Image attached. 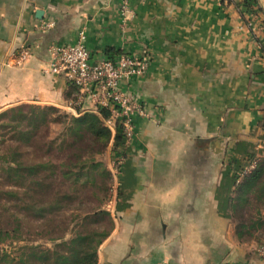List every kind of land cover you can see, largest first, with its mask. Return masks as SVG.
<instances>
[{
    "label": "crops",
    "instance_id": "1",
    "mask_svg": "<svg viewBox=\"0 0 264 264\" xmlns=\"http://www.w3.org/2000/svg\"><path fill=\"white\" fill-rule=\"evenodd\" d=\"M258 1L263 12L252 0H131L124 17L120 0H0V113L96 112L89 98L79 113L77 87L49 71L51 45H74L81 33L95 61L149 57L143 74L121 83L147 117L135 118L112 175L103 210L113 227L98 264H264V205L234 206L241 169L264 158ZM22 47L31 50L25 60ZM106 152L111 172L119 156L112 144Z\"/></svg>",
    "mask_w": 264,
    "mask_h": 264
},
{
    "label": "trees",
    "instance_id": "2",
    "mask_svg": "<svg viewBox=\"0 0 264 264\" xmlns=\"http://www.w3.org/2000/svg\"><path fill=\"white\" fill-rule=\"evenodd\" d=\"M252 1L258 6L259 11L263 12L259 1ZM245 5L248 8L251 7L249 2H245ZM112 53L109 52L107 59L115 58ZM75 108L81 113L80 106ZM55 114L61 116L53 117ZM111 117V109L102 106H98L96 112H84L80 116H69L55 107L37 105H19L0 113V120H6L0 124V129H10L12 133L10 138L17 143L14 147H8L6 155H0L4 178L17 190L5 193L9 195L11 193V196L17 197L19 201L31 200L33 215L43 217L48 213L54 214L63 209L64 200L70 198L68 193L59 195L58 198L52 200L50 205H45L41 200L44 192L53 191L59 176L65 181L73 180L74 183L82 182L86 185L95 182L98 172L100 174L102 172L103 178L111 181L112 173L104 163L97 159V156L102 155L111 144L116 155L124 154L122 151L125 141L121 128L118 127L116 134H113L106 125V121ZM53 122H62L64 127L59 135V143L56 138L44 143L45 153L47 155L55 148L60 153L68 151L66 161L58 163L48 158L33 164L25 162L22 159L19 144L29 145L37 135H40L43 128H48ZM247 185H250V190L244 192L243 187ZM236 186L238 191L235 197V208L251 205L253 202L257 205H264V158L256 161L255 168L250 171L242 168L237 176ZM3 208L6 209L4 206ZM93 215L97 218L93 222H99L101 217L107 218L109 228L89 230L83 223L86 220H92L91 215H79L82 230H78L70 239L60 238L61 241L54 248L24 245L18 255H11L10 252L4 251L0 256V262H8V264H98L99 248L108 237L113 225L107 211H99ZM10 217L14 218L12 224L9 221L3 225L0 223V244L8 239L20 238L17 232L21 218L15 215ZM8 226L11 229H8ZM242 227L244 224L239 225V228Z\"/></svg>",
    "mask_w": 264,
    "mask_h": 264
},
{
    "label": "rangeland",
    "instance_id": "3",
    "mask_svg": "<svg viewBox=\"0 0 264 264\" xmlns=\"http://www.w3.org/2000/svg\"><path fill=\"white\" fill-rule=\"evenodd\" d=\"M4 112V111H3ZM60 117V114H55L53 117ZM6 122V120H0V124ZM64 125L62 122H53L48 128H43L40 135H37L29 145L19 144L22 151V159L30 164L40 162L51 158L53 161L61 163L66 161L68 157V151L60 153L56 148L49 154L45 153L44 143L52 139H57L59 143V135ZM12 133L10 129H0V155H6L8 147H14L17 145L10 138ZM107 151V150H106ZM97 156V159L104 163L107 156V152ZM3 163L0 160V223L6 224V221H14V218L20 217V226L18 233V239H8L0 244V256L4 251L10 252L11 255H18L21 252V247L24 245H41L46 248H54V246L61 241L60 238L70 239L78 230H82L80 226V216L91 215L92 220L84 221L83 225L89 230L93 229H107L109 224L107 218L101 217L99 222H93L96 217H93L94 213L104 211L110 198L113 194V189L117 186L115 179L111 181L105 180L103 174L98 172L96 183L90 182L83 185L82 182L74 183L73 180L65 181L59 176L55 183L53 191L44 192L41 196V200L45 205H50L52 200L58 198L59 195L68 193L69 199L64 200V207L60 211L54 214L48 213L43 217H35L33 215L31 200L19 201L17 197L11 196L6 191H17L15 187L8 184L4 178L2 172ZM111 188V190H110ZM19 191V190H18ZM113 191V192H112ZM20 198L22 194L20 193ZM3 206L6 210L3 208ZM77 216H79L77 218ZM14 217V216H13ZM12 218V219H11ZM92 221V222H91ZM15 227V224H14ZM8 229H11L8 226ZM0 264H8V262Z\"/></svg>",
    "mask_w": 264,
    "mask_h": 264
},
{
    "label": "built area",
    "instance_id": "4",
    "mask_svg": "<svg viewBox=\"0 0 264 264\" xmlns=\"http://www.w3.org/2000/svg\"><path fill=\"white\" fill-rule=\"evenodd\" d=\"M121 1V13L124 17L130 12L131 0ZM232 1V0H229ZM264 7V0L262 1ZM53 24L46 25L47 28ZM85 35L80 34L74 45H51L49 71L54 74H64L67 80L78 89L75 107L82 106L92 98L98 106L107 107L112 111V117L106 125L113 134L121 128L124 135V147H127L135 137V118L147 117V112L141 101L121 89V83L131 76L143 74L149 66V57H133L120 53L113 59L93 60L92 54L84 44ZM28 47L20 49V59L25 60L30 55ZM124 164V156L120 155L112 166V175L117 176ZM256 161L249 164L247 171L254 169ZM264 259V247L260 250Z\"/></svg>",
    "mask_w": 264,
    "mask_h": 264
},
{
    "label": "water",
    "instance_id": "5",
    "mask_svg": "<svg viewBox=\"0 0 264 264\" xmlns=\"http://www.w3.org/2000/svg\"><path fill=\"white\" fill-rule=\"evenodd\" d=\"M40 14V13H39Z\"/></svg>",
    "mask_w": 264,
    "mask_h": 264
}]
</instances>
